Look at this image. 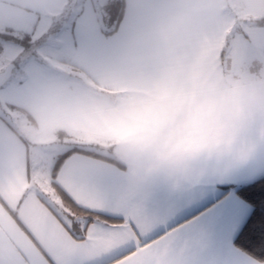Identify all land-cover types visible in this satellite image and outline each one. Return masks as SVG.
I'll use <instances>...</instances> for the list:
<instances>
[{
	"label": "crops",
	"instance_id": "obj_1",
	"mask_svg": "<svg viewBox=\"0 0 264 264\" xmlns=\"http://www.w3.org/2000/svg\"><path fill=\"white\" fill-rule=\"evenodd\" d=\"M71 1L80 2L0 0V32H24L29 38L37 33L42 36L54 26L56 43L65 42V47L71 48L69 64L83 72L77 76L50 71L30 55H24L20 59L21 71L0 86V264H48L49 257L59 258L61 252H71L88 264L99 255L97 238L92 237L89 243L70 237L51 211L66 223L69 217L64 204L56 211L31 184L29 139L17 131L6 113H10L25 131H31L28 133L31 138L41 136L45 139V134H49L58 139V134L78 133L98 143L100 137L95 128L77 126L70 120L72 102L84 92L104 88L101 80L106 69L134 52L130 33L149 19L159 0H122L121 20L117 29L108 35L105 31L110 29L101 23L100 26L92 0H83L75 10L67 9ZM257 1L219 0L221 19L213 26L214 36L189 41L184 46L185 60L181 68L191 74L244 71L253 78L264 77V61L255 60L254 69L259 72H254L251 69L253 60L247 56L253 50L255 56L264 57V41L260 39L264 37V25L256 23L259 19L254 17L256 14L250 15L248 21L242 17L243 11H251ZM55 18H58L56 22ZM61 33H69L71 38L64 41ZM100 146L109 149L106 144ZM80 154L88 156L95 166L109 171L124 184L128 179L113 162ZM263 173L264 168L249 164L221 171L206 184L184 192H172L163 186L149 189L153 193L149 210L162 221L161 227L151 234L152 239L176 229L172 237L158 245V249H166L163 264H213L211 251L205 249L225 244L236 254V264H247L249 259L257 264L259 261L234 245L238 233L235 223L226 225L222 234L209 239L195 221L205 211L207 202L202 200L208 192L219 187L227 195L232 186L249 182ZM220 179L229 180L223 185L213 184ZM250 207L237 195L235 221L245 217Z\"/></svg>",
	"mask_w": 264,
	"mask_h": 264
},
{
	"label": "clouds",
	"instance_id": "obj_2",
	"mask_svg": "<svg viewBox=\"0 0 264 264\" xmlns=\"http://www.w3.org/2000/svg\"><path fill=\"white\" fill-rule=\"evenodd\" d=\"M218 4L159 0L130 33L134 52L106 69L104 88L72 102L70 120L97 130L129 190L184 192L221 171L264 168V77L181 68L189 41L214 36Z\"/></svg>",
	"mask_w": 264,
	"mask_h": 264
},
{
	"label": "snow or ice",
	"instance_id": "obj_3",
	"mask_svg": "<svg viewBox=\"0 0 264 264\" xmlns=\"http://www.w3.org/2000/svg\"><path fill=\"white\" fill-rule=\"evenodd\" d=\"M260 39L264 41V37ZM82 151L73 147L58 153L49 172V184L55 185L53 193L57 189L63 193L59 195L58 206L64 204L66 197L80 211L88 213L78 218L70 208L67 209L69 219L65 230L68 235L75 239V231L80 233V239L89 243H92V237L97 238L99 255L88 264H157L158 245L172 237L176 229L152 239L151 234L162 224L161 219L149 210L153 193L127 189L118 177L95 166L88 156L81 155ZM228 180H215L213 184L223 185ZM40 191L48 196L43 187ZM237 194L251 205L248 214L238 222L234 218ZM204 201L207 202L205 211L195 225L205 237L212 239L222 234L226 225L235 223L239 242L258 256L264 254V182L258 180L244 188L234 185L227 195L216 187L215 191L204 195ZM51 203L57 204V200L51 199ZM205 251H211L213 264H236V254L226 244L210 246ZM48 264L84 262L71 252H61L59 258L49 257ZM247 264H253L252 259Z\"/></svg>",
	"mask_w": 264,
	"mask_h": 264
},
{
	"label": "rangeland",
	"instance_id": "obj_4",
	"mask_svg": "<svg viewBox=\"0 0 264 264\" xmlns=\"http://www.w3.org/2000/svg\"><path fill=\"white\" fill-rule=\"evenodd\" d=\"M96 11L98 15V19L101 21L103 27L107 29H111L114 24V16L117 13V10L119 9L120 0H92ZM83 4V0L79 1H71L69 6H67V9L75 10L77 7L80 6V4ZM75 4H77L75 6ZM115 6V7H114ZM244 17L247 21L250 17V15L256 14L259 19L264 18V0H258L257 5L254 4L253 9L250 11L247 9L246 11H243ZM73 17V16H70ZM74 19V18H72ZM58 18H55L54 21L56 22ZM258 20V19H257ZM100 24V26H101ZM15 29H19L16 28ZM55 30V27L52 26L49 32H46L42 36L40 34H34V37H29L28 40H31L28 44V47L24 46V44H18L16 42H13L5 37L0 36V45H3V48H0V70L3 69V67L11 62V60H14L16 62V66L13 67L11 76L8 80L15 77L16 74H18L22 69V63H21V57L24 55H30L29 57L36 62L44 65L47 69L54 72L59 73H72L73 75L83 74L81 70L78 68L73 67L71 64H69L70 60V53L71 48L68 46L65 47V42L56 43L55 35L56 33L53 32ZM14 36H16L18 39H21L23 37H27V34L24 32H13ZM60 35V34H58ZM61 38L66 41L67 39L71 38V34L61 33ZM59 36V37H60ZM68 41V40H67ZM251 56L252 58V66L251 69L254 70V72H259L255 70V60L259 61V63H262L264 60L260 57L259 54L255 56L254 51L251 50V54L247 55ZM227 57V56H225ZM256 58V59H255ZM226 64V60L223 61ZM259 65V64H258ZM20 68V70H19ZM255 68V69H254ZM259 74V73H257ZM6 117L9 119L10 123L13 124V126L17 129V131L29 139L28 146H29V154L31 159V184L34 188H36L41 195H43L46 200L50 203V205L57 211L60 206H58V199L59 195L58 192L53 193L52 189L54 185L49 184V172L51 168V163L54 157L58 153H62L63 151L78 146L81 148L89 149V150H95L97 152H100L105 155H109L110 149L102 148L100 145H105V142L98 138V143H93V140L88 138L87 136L83 134H70L68 136L66 135H59L58 139L57 136H49V134H45V139L41 138V136H34V138H31L28 133H31V131L27 132L25 131L18 123L15 121L10 113H6ZM33 129V128H31ZM41 138V139H39ZM55 138V141H54ZM41 187L46 189L48 191V196H45L41 191ZM51 199H56L57 204L51 203ZM63 206V205H61ZM66 209V208H65ZM81 217V216H79Z\"/></svg>",
	"mask_w": 264,
	"mask_h": 264
},
{
	"label": "trees",
	"instance_id": "obj_5",
	"mask_svg": "<svg viewBox=\"0 0 264 264\" xmlns=\"http://www.w3.org/2000/svg\"><path fill=\"white\" fill-rule=\"evenodd\" d=\"M119 9L117 10V13L116 15L114 16V26L112 29L110 30H107L105 31V34L108 35V34H111L113 33L116 29H117V26H118V23L120 22L121 20V17H122V0H120V4H119ZM256 23L261 25L263 24L264 25V18H261V19H258L256 20ZM0 36L2 37H5L13 42H16L18 44H24V46L28 47V43L30 42V40H28V37H23L21 39H18L16 36H14L13 34L11 33H7V32H0ZM11 62H13L15 65L14 67L16 66V62L14 60H11ZM76 148L78 149H81L83 150L81 153H84L86 155H90V156H93V157H96V158H100V159H103V160H106V161H109V162H112L108 156L100 153V152H97L95 150H89V149H85V148H81V147H78V146H75ZM73 148V147H72ZM261 181V182H264V173L259 175L258 177L252 179L251 181L249 182H246V183H243V184H239L237 186H239L240 188H244V187H247L249 184L251 183H255L256 181ZM55 187V185H54ZM57 192H58V195H63V193H60L59 192V189H57ZM238 195V194H237ZM239 196V195H238ZM243 199V197H240ZM244 200V199H243ZM44 202V200H42ZM45 203V202H44ZM249 203V202H247ZM47 205V204H46ZM250 205V203H249ZM48 206V205H47ZM64 206L66 207V209H71L73 213L79 216H82L84 217L85 215H88V213H84L82 211H80V209H78L75 205H73L66 197L64 199ZM251 206V205H250ZM49 207V206H48ZM51 211L57 216V218L62 222V224L66 227V223L51 209ZM68 213V212H67ZM103 219V218H101ZM79 234V235H78ZM74 235L77 239H80V233H76L74 231ZM234 245L240 249L242 252L246 253L247 255H249L250 257H252L253 259L261 262V260H264V254H261V255H257L256 252L250 250L249 248L245 247L242 243L239 242V233H237V235L235 236L234 238Z\"/></svg>",
	"mask_w": 264,
	"mask_h": 264
},
{
	"label": "water",
	"instance_id": "obj_6",
	"mask_svg": "<svg viewBox=\"0 0 264 264\" xmlns=\"http://www.w3.org/2000/svg\"><path fill=\"white\" fill-rule=\"evenodd\" d=\"M14 65L15 64L13 62H9L2 70H0V86H2L9 79Z\"/></svg>",
	"mask_w": 264,
	"mask_h": 264
}]
</instances>
